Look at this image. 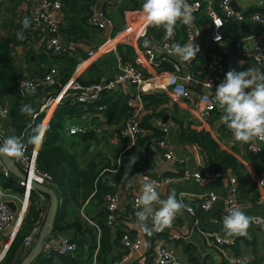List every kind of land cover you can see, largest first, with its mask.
<instances>
[{
  "label": "trees",
  "instance_id": "16d2710c",
  "mask_svg": "<svg viewBox=\"0 0 264 264\" xmlns=\"http://www.w3.org/2000/svg\"><path fill=\"white\" fill-rule=\"evenodd\" d=\"M61 1L62 7L55 9V13L57 10L62 13V19L57 18L59 31L64 39L73 41L75 45L73 53L67 52V50L51 52L44 50L42 46H35V30L31 27L22 28L21 22L25 17L29 18V13L18 10L21 0H0V99L7 102L9 125L8 130L3 131L0 116V135L5 138L13 134L22 137L28 150L32 147V144L28 143L29 137L33 134L32 129L40 124L41 117L44 115V111L39 110L43 98L54 95L72 74L80 60L77 53L81 57L87 55V49L95 43L90 40L92 30L103 29L89 22V16L96 0ZM106 2L109 5L108 9ZM106 2L103 6L106 14L114 16L113 12L117 11L116 7L118 6V13L123 17L126 9L142 7L144 0H123L121 4H116V0H107ZM138 20L141 21V18ZM116 26L113 27L114 32L118 29ZM176 29L183 36V25L177 23ZM20 31L24 32L25 39L23 40H18L16 37L17 32ZM163 31L162 28H148V34L154 38H158ZM225 35L230 41L235 38L226 32ZM17 44L27 45L23 48L26 54L25 65L16 59L14 50ZM217 48V44L214 43L209 45L205 51L208 53V51ZM116 53L123 59H133V46L127 42H118ZM96 60L98 59L96 58ZM96 60L94 59L85 70L77 75V79L82 84L99 82L112 76L114 71L107 75L96 71ZM52 62L57 64V80L39 85L34 93L22 94L18 85L23 70H27L31 74H42ZM47 64L49 65L46 66ZM98 93L97 98L87 101L74 99L68 93L63 94L53 108L47 124L48 131L43 143L37 149L36 163L50 173L51 184L58 195V206L52 230L64 232L71 230L72 232L67 235L77 242V247L72 252H60L54 247L50 248L48 252L42 250L35 258L41 264H58V261L68 264H91L93 258L96 259V264H114L116 259L128 251V246L120 240L123 227L118 224L113 229L106 222L105 194L112 188L109 179L127 184L131 183L132 177L136 173L158 175L152 165L149 152L144 148L151 142V139H158L163 135V131L153 124V120L164 117L167 112L165 92L162 90L142 92L143 98L148 100L146 103L152 104L150 111L143 113L140 119V127L145 131L140 133L136 141L130 145L125 146L124 143H121L120 146L117 145L112 156H106L98 148L100 138L95 126L92 125L85 131L73 132L68 131L66 127L69 124V119L70 122H85L81 117L82 112L94 110L97 104L103 105L99 108L103 119L100 118L97 122L103 120L118 125L122 119L131 115L133 109L127 103L129 93L122 87H101ZM24 104H30L37 113L31 117L21 114L19 109ZM172 108L167 119L168 122H175L181 137L194 142L202 151L204 155L202 167L207 170L224 169L235 174L240 190V200H247L244 197L249 192L248 200L255 201L258 196L255 178L264 171V151L252 152L255 156H261L260 162L256 163L258 174L253 178L247 166L232 151L222 147L208 128L191 125L190 120L185 122L184 118L177 114L181 111L180 108L175 103H172ZM222 114L223 110L215 107L211 110L209 119L212 120ZM96 116H91V119ZM85 123L87 124V122ZM133 159L136 160L131 165L130 161ZM167 172L170 173V171ZM175 172L179 173L180 170ZM0 175L4 185L22 189V186L12 177L4 175L1 171ZM37 193L36 188L31 190L26 211L0 264H17L26 253L27 250L22 249L21 243L23 236L37 225L36 219L39 213V206L36 202ZM89 199H93L100 205L97 212L88 214V217L96 224L86 217L81 219L78 209L73 207V205H82ZM214 206L215 204L211 209ZM203 211L206 210L198 212ZM127 261L122 264H149L150 262L149 259L140 261L137 258Z\"/></svg>",
  "mask_w": 264,
  "mask_h": 264
},
{
  "label": "built area",
  "instance_id": "2783aa9c",
  "mask_svg": "<svg viewBox=\"0 0 264 264\" xmlns=\"http://www.w3.org/2000/svg\"><path fill=\"white\" fill-rule=\"evenodd\" d=\"M187 2L193 8L194 17V14L203 13L206 15L208 22L206 27L203 22L192 23L190 26L183 25L185 41L190 43L193 39L194 45L199 48V51L196 53L197 60L194 58L191 62L185 63L180 61L178 57L170 55L168 47L175 43L173 38L168 39L166 36L154 38L152 35L148 34V29L146 34L152 39V44L146 45L144 40L146 34L143 36L140 35L144 21L140 23V20H138L142 14V8L126 9L124 22L112 36H108L101 43L90 46L87 49V55L85 57H81L80 54L77 53L80 60L77 62L76 66L86 58H94L103 50L109 49L110 47L102 49L101 46L110 38H116L114 42H127L131 44L134 51L133 59H123L117 56V66L112 76L87 85L82 84L77 79L80 70L77 71L76 69V71H73L54 95H48L43 98L39 110H43L44 115L41 117L39 125L47 126L49 119L44 123V116L48 113L50 108L51 111L53 110L55 107L53 104H57L65 93L72 95L74 99L87 101L97 98L101 87L115 88L121 86L129 93L127 103L131 105L133 109L131 115L125 117L116 125L119 137L124 142L125 146H127L136 141L138 135L145 131L140 127V119L143 113L150 111V105L152 104L146 103L148 100L143 98L142 92L162 90L165 92L167 100L165 103L168 105L167 112L164 114L167 115V118H154L153 124L163 131V135L154 140V142L158 146L164 148V157L168 159V161L174 162L175 156L172 149L165 146V139L169 131V122L167 119L169 113L173 110L172 103H175L181 110L188 111L187 116L194 126L205 127L206 123L210 120L211 110L215 107L220 108L215 100V91L208 90V88L210 87L209 85L217 87L222 83L224 80V73L227 69L222 57L223 44L226 38L224 24L229 19H242L246 14L241 10L235 9L231 0H216V2L212 0H187ZM259 2L264 6V0H259ZM61 7V0H21L18 10L29 13L30 27L35 30V41L37 43L34 42V44L36 46L41 45L44 50L51 52L67 50V52L73 53L75 51V45L72 40L62 37L59 31V21L54 12L55 9ZM95 7L96 6L93 5V11L89 16V22L101 28L112 25L111 16L106 14L103 8L100 9L99 7ZM128 13H130L129 18ZM250 16L262 22V29L256 32V41L253 43L252 48L247 52L246 56H238L236 49L241 48L242 44V36H238L231 41L230 53L228 50L227 52L231 57L236 58L237 61H243V66L246 70L250 67H255L264 71V14L259 11H254L250 13ZM205 28L206 31H204ZM205 32L207 35L206 38H203ZM214 43L217 44L218 48L206 53L205 49ZM16 52L18 51L15 49L14 53L16 54ZM196 62H198V65ZM56 73L57 66L54 65L49 66L42 74H31L27 72V70H23L19 79V89L22 94H26L30 92L32 87L36 89L41 84L57 80ZM198 84L201 85L203 89L199 91V96H197L194 91V86ZM55 99L57 100L55 101ZM101 106L103 105H95L96 108L90 113L97 114L101 112L99 110ZM7 111V102L0 99V116H6ZM85 112L86 111H84V113ZM36 113L37 111H34V115ZM92 125L91 121L87 122V124L85 122H71L66 127L68 131L73 132L77 130L85 131ZM4 139L5 137L0 135L1 143ZM24 144L26 145V143ZM38 146L32 145L29 150L26 147L24 158L19 161L15 160L21 168L26 170L27 177L25 180L18 178L12 173L0 156V171L4 175L15 179L22 186L20 190L22 202L27 205L32 188V179L48 184H51L52 181L50 173L39 167L36 163ZM247 147L252 152L261 151V146L255 142L248 143ZM256 148L260 149L255 151ZM140 176L143 181L147 178L155 181L157 185L160 183H174L179 177H193L202 183H206L215 178H224L226 180V188L223 194L208 189L197 201L184 203L191 209V211H185L193 214V222L198 223L199 219L197 213H199V210L211 209L216 201H221V211L219 214L215 215L213 219L214 222L218 221L221 226L219 228L212 227L211 229L199 227L198 229L204 235V241L207 244H213L221 253L219 259L209 261L207 264H240L241 262H250L255 259V253L253 251L228 254L226 250V247L234 241V237L225 235L223 217L228 214L230 208L235 206L241 208L242 206L239 196L240 190L235 174L224 169L207 170L200 165L192 169L184 166L180 169L179 173L167 172L162 174L158 173V175L140 173ZM109 183L112 188L105 194V218L106 222L115 229L119 224L118 205L121 199V193L123 192L126 194L130 207L136 208L135 200L140 190H136L132 182L124 184L109 179ZM256 185L259 186L260 190L255 201L264 202V171L256 176ZM157 191L159 192L158 188ZM13 195V191L0 182V241H2L0 249L4 247L2 252H5L23 218L21 210L16 211L8 203L9 197ZM37 198V204L39 206V213L36 219L37 225L23 236L21 243L22 249L28 250L36 239L48 206L49 198L47 194L39 190ZM82 206L83 205L80 207L81 214L88 218L89 221L96 224V222L89 218L82 210ZM251 217L256 218L253 224H264V218L261 212H255ZM124 227L125 226H123L120 240L128 246V251L120 258L116 259L114 264H122L127 261L130 256H133L135 252L142 251L140 247L144 238L139 235L132 236L129 230H127V227ZM5 233H7V235L4 237ZM176 235L177 233L171 234L172 237ZM54 246L60 252H72L76 249L77 242L64 232H56ZM153 247V257L149 264H183L173 244H169L162 239ZM29 264L41 263L33 259Z\"/></svg>",
  "mask_w": 264,
  "mask_h": 264
},
{
  "label": "crops",
  "instance_id": "0c3cea01",
  "mask_svg": "<svg viewBox=\"0 0 264 264\" xmlns=\"http://www.w3.org/2000/svg\"><path fill=\"white\" fill-rule=\"evenodd\" d=\"M106 1L107 0H96L94 2V5L96 6L95 8L99 7L100 9H102ZM122 1L123 0H116V4L117 3L121 4ZM212 1L216 2V0H212ZM106 4L108 9L109 8L108 2H106ZM232 5L235 9L241 10L246 14L242 19L227 20L224 25L226 30L225 32L229 34V36L231 37L242 36L241 48L236 49V51L238 56L243 57L246 56L247 52L252 48L253 43L256 41V32L262 29V22L259 19L251 17L250 13L254 11H259L260 13L264 14V6L260 4L259 0H234ZM113 14L114 16H111L109 14L112 18V21H113V17L115 19L114 21L117 22L119 20L120 24L125 20V12L123 17H120L117 11L116 12L114 11ZM55 15L59 20L62 19V13L59 10L56 11ZM201 16L203 17L199 19ZM139 18H141L140 23H142L144 21L143 13ZM200 21H202L204 26L206 27L208 22L206 15H204L203 13L195 16L193 23H198ZM111 26L112 25H107L106 27L103 28V30H106L108 35H110L109 33L111 31L110 29L112 28ZM204 31H206V28ZM206 35L207 34L205 32L203 38H206ZM163 36H166L164 31L158 38H161ZM172 38L175 41V43H180L181 45L187 44V42L185 41V34L181 36L180 32L177 29L175 30V34ZM115 39L116 38L108 39L105 43L102 44L101 47L108 44V41L110 40L115 41ZM230 44L231 41L225 38L223 44V50H222L223 51L222 57L225 61L227 68L225 74L230 69H234L236 71L246 70L243 64L240 65L239 63L240 61H237L236 58H233L228 54V52L230 53L231 51ZM94 45H96V43H94ZM25 46L27 45L17 44L15 46V49L18 51L16 52V59L18 61H22V64H24L23 60L24 57L26 56L23 50ZM110 49L104 51L106 52ZM112 50L116 53V46ZM99 54L98 56H100ZM195 59L197 60V56L195 57ZM91 60L92 58H86V60H84L85 63L83 62L84 66L81 69H79L80 72H82L88 67V65L91 63ZM196 63L198 65V62ZM77 71H78V67H77ZM215 89H216L215 86H211L208 88V90L211 91H215ZM200 90H203L201 88V85L198 84L197 86H194V91L197 96H199ZM187 112L188 111L186 110H181L177 114L183 117L184 118L183 120L187 122L190 120L187 116L188 114ZM93 115H97V116L91 119V116ZM49 117L50 115L44 117L43 122L46 123ZM81 117L85 122L91 121V124H93V122H96L94 125L98 129V134L100 138V142L97 146L106 156H112L115 147L117 145L120 146L121 143H124L119 137L116 130V125L114 123L103 120L97 122V120H99L100 118L103 119L101 112L97 114L90 112L87 113L82 112ZM1 122L3 129L8 130L9 125H8L7 115L1 116ZM68 123H71L70 119ZM191 125H193V123H191ZM205 128H208L210 130L212 136L219 142V144L222 147H225L226 149L232 151L247 166L251 176L255 178V176L258 174L256 172V163L260 162L261 156L260 157L255 156L252 153V151L248 149L247 147L248 144H244L236 141L233 137L232 132L227 128L226 125L222 123L221 116L209 120L206 123ZM253 142L259 144L261 146V151H264V143H261L258 140ZM165 146L172 149L175 156L174 162L168 161V159L164 157L163 154L164 148L162 146H158L156 143H154L153 140H151V142L147 145V147L144 148V150L149 152L151 156L152 165L154 169L157 171V173H162L165 171L166 172L179 171L184 166H187L190 169H192L200 166L204 161V155L202 151L196 146L194 142L183 139L181 137L179 133L178 125L173 121H169V131L165 139ZM140 177H141L140 173H136L133 175L131 180L136 190H140L141 184L143 182V180ZM7 187H9L14 193L13 196L9 197V201H11L12 208H14L16 211L21 210V212L24 215L27 204H24L22 202L20 190L10 186ZM225 188H226V180L224 178H215L206 183H202L193 177H189V178L179 177L174 183L171 184L160 183L158 185V190L162 199H166L167 196L173 190H175L176 199L183 203L197 201L201 197V195L208 189H212L218 192L219 194H223ZM256 188L257 191L259 192L260 190L259 186L256 185ZM248 195L249 192L247 196L244 197L247 200H241L242 211H244L249 216H252L255 212H261L264 218V202H256V201L248 200L249 199ZM214 204L215 206L213 209L206 210L201 213H197L199 219L198 223L193 222V214L187 213L185 210H183L180 214L176 216L170 228H166L162 232H152V234L149 235L144 231H142V229L138 224L136 217V211L138 209L130 207L126 194L122 192L121 199L118 205L119 225H121L122 227L123 226L127 227V230H129V233L131 235H139L144 238V241L140 247L142 251L135 252L133 256H130L128 261H131L135 258L139 259L140 261H145L148 259L149 261H151L153 257V249H154L153 246L159 240L162 239L167 241L169 244L174 245L183 264H207L209 261H215L219 259L221 257L220 251L213 244H207L204 241V235L200 232V230H198L199 227L205 229H211L212 227L219 228L221 226L218 221L214 222L213 220L214 216L219 214L221 211V201L218 200ZM82 205H83L82 206L83 209L82 208L81 209L87 215L94 214L95 212H97L100 206L93 199L84 201ZM73 207H76V210L78 209V214L81 219L85 218L80 212L81 205L79 206L73 205ZM155 207L158 209L160 206L155 205ZM148 225L149 227L152 226L150 220L148 221ZM56 232H64V231L51 230L50 232L46 233V235L43 237L45 240L43 251L48 252L50 248L53 247L55 248L54 242H55ZM71 232H72L71 230H66L64 233L70 234ZM172 233H177V235L172 237L171 236ZM6 235L7 233H5L4 237ZM34 242L35 240L33 241V243ZM1 244L2 241H0V247ZM231 244L232 245H228L226 247L228 254L241 253L247 251H253L255 253L254 260L250 262H241L240 264H264V224L255 225L252 223L248 229V235L244 237H234V241ZM58 264H68V263L58 261ZM91 264H96L95 258L92 259Z\"/></svg>",
  "mask_w": 264,
  "mask_h": 264
},
{
  "label": "clouds",
  "instance_id": "9594fccd",
  "mask_svg": "<svg viewBox=\"0 0 264 264\" xmlns=\"http://www.w3.org/2000/svg\"><path fill=\"white\" fill-rule=\"evenodd\" d=\"M144 23L140 35H145L149 27L163 29L166 37L171 39L177 23L190 26L194 22L193 8L187 0H144L142 5ZM22 28L30 27V19L25 17L21 22ZM18 40L25 39L24 32H17ZM218 39V38H217ZM170 55L178 57L182 62H191L199 51L193 39L190 43L181 45L173 43L168 47ZM240 65L243 61L239 62ZM211 87V85H209ZM36 91L30 89V94ZM215 100L223 110L221 121L232 132L236 141L248 144L253 141L264 143V71L250 67L247 70L236 71L230 69L225 78L215 89ZM20 113L34 116V109L30 104H24ZM48 126L36 125L29 137L28 143L41 145ZM26 145L22 137L15 134L5 138L0 144V156L22 160ZM260 148H256L258 151ZM136 159L130 161L134 164ZM155 181L147 178L141 184L140 193L135 200L136 217L142 231L151 235L152 232H162L170 228L178 214L183 210L191 211L183 202L176 199L173 190L166 199L160 198ZM155 205L160 207L157 209ZM151 221V227L148 221ZM256 218L247 215L239 206L229 209L223 217V229L228 237H244ZM3 256H0V261Z\"/></svg>",
  "mask_w": 264,
  "mask_h": 264
},
{
  "label": "water",
  "instance_id": "95a60500",
  "mask_svg": "<svg viewBox=\"0 0 264 264\" xmlns=\"http://www.w3.org/2000/svg\"><path fill=\"white\" fill-rule=\"evenodd\" d=\"M233 2L234 0H231V3ZM144 40H145L146 45L152 44V39L150 38L149 35L146 34L144 36ZM166 118H167V115H165L164 119ZM0 144H2L1 141H0ZM1 158L4 164L7 166V168L12 173H14L18 178H21L23 180L26 179L27 177L26 170L21 168L14 159L6 158L3 156H1ZM31 186L44 193H47L49 201H48V206H47V209L44 215L42 228L39 230L37 237L35 239V242L30 246V248L26 251V253L21 257V259L18 261L17 264H29L43 250V246L45 244V240L43 237L46 235V233L52 230L53 220H54L55 212L58 206V195H57L55 188L52 185L32 179ZM8 203L10 204V206L12 205L11 201H8ZM3 252L0 254V256H2Z\"/></svg>",
  "mask_w": 264,
  "mask_h": 264
},
{
  "label": "rangeland",
  "instance_id": "374dc122",
  "mask_svg": "<svg viewBox=\"0 0 264 264\" xmlns=\"http://www.w3.org/2000/svg\"><path fill=\"white\" fill-rule=\"evenodd\" d=\"M118 7V6H117ZM116 7V9H117V12H118V8ZM137 8H142V7H137ZM129 10V9H128ZM127 10V11H128ZM22 12H24V11H22ZM120 12V11H119ZM126 13V12H125ZM113 16V15H112ZM119 16H120V14H119ZM123 16H124V13H123ZM121 17V16H120ZM130 17V13H128V18ZM115 19H114V17H113V21H112V28L110 29L111 31H110V35H108L107 34V32H106V30H103V29H101V30H96V29H94V30H92V33H91V37H90V40L92 41V42H95V43H101V42H103L108 36H112V34L114 33V30H113V27L114 26H116L117 28H119L121 25H122V23L124 22H122L121 24L119 23V20L116 22V21H114ZM114 22V23H113ZM114 24V25H113ZM120 24V25H119ZM116 28V29H117ZM36 42V41H35ZM37 43V42H36ZM118 42H114V40H110L109 42H108V44H106V45H104L103 47H102V49H104L105 47H110V48H114L115 46H116V44H117ZM35 45V44H34ZM36 46V45H35ZM41 45H39V47H40ZM109 48V49H110ZM101 49V50H102ZM112 49H110V50H108V51H102V52H100V56H95L94 58H92V60H91V62L93 61V59H96V58H98V60H96V67H97V69H96V71H101L104 75L106 74H110L111 72H113L114 71V69L116 68V66H117V56L118 55H116V53L112 50ZM50 64V63H49ZM49 64H47L46 66H48ZM91 64V63H90ZM89 64V65H90ZM51 65H54V66H57V64L56 63H51L49 66H51ZM88 65V66H89ZM86 66V65H85ZM77 67L78 66H76V68H75V70L74 71H76V69H77ZM79 74V73H78ZM115 88H121V87H115ZM56 105V104H55ZM54 105V106H55ZM53 111V110H52ZM87 112H91V110L90 111H87ZM87 112H85V113H87ZM52 114V113H51ZM96 122H93V126H95L94 124H95ZM96 127V126H95ZM3 131H5V130H3ZM151 140H156V139H151ZM155 143V142H154ZM39 147V146H38ZM1 179H2V177H1V175H0V182H1ZM20 185V184H19ZM50 185H52V184H50ZM32 189H35L34 187H32L31 188V190ZM38 192H39V190H37ZM31 193V192H30ZM36 202H38V198L36 199ZM43 223V222H42ZM41 228H42V224H41ZM40 228V229H41ZM2 246V245H1ZM1 248V247H0ZM178 249V248H177Z\"/></svg>",
  "mask_w": 264,
  "mask_h": 264
},
{
  "label": "bare ground",
  "instance_id": "6f19581e",
  "mask_svg": "<svg viewBox=\"0 0 264 264\" xmlns=\"http://www.w3.org/2000/svg\"><path fill=\"white\" fill-rule=\"evenodd\" d=\"M108 42H109V41H108ZM85 60H86V59H85ZM83 62H84V60L78 64V70L81 69V68L84 66V63H85V62H84V63H83ZM59 96H60V94H59ZM56 100H57V99H55V101H56ZM55 101H54V102H55ZM53 106H54V104H53ZM51 112H52V111H51V108H50L49 111H48V113H47L44 117H46V116H48V115H51ZM3 249H4V247H3L2 249H0V254L2 253V250H3Z\"/></svg>",
  "mask_w": 264,
  "mask_h": 264
}]
</instances>
